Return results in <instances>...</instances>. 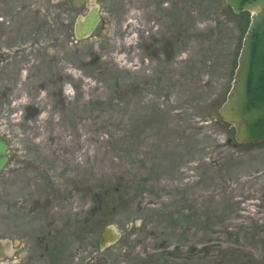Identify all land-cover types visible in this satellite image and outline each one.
Masks as SVG:
<instances>
[{"label": "rangeland", "instance_id": "rangeland-1", "mask_svg": "<svg viewBox=\"0 0 264 264\" xmlns=\"http://www.w3.org/2000/svg\"><path fill=\"white\" fill-rule=\"evenodd\" d=\"M92 1L100 21L76 39L85 3L0 0V264H258L264 141L218 115L249 13ZM106 224L121 237L100 250Z\"/></svg>", "mask_w": 264, "mask_h": 264}, {"label": "water", "instance_id": "water-1", "mask_svg": "<svg viewBox=\"0 0 264 264\" xmlns=\"http://www.w3.org/2000/svg\"><path fill=\"white\" fill-rule=\"evenodd\" d=\"M85 3L89 10L79 15L73 26L76 39L89 36L100 21V13L92 0H71L74 7ZM235 14L249 13L237 64L228 92L218 109L221 120L235 130L239 144L264 141V0H226ZM9 140L0 135V171L6 163ZM120 232L111 224L102 227L100 250L117 242ZM4 244V245H3ZM5 243H1L0 251Z\"/></svg>", "mask_w": 264, "mask_h": 264}, {"label": "flooded vegetation", "instance_id": "flooded-vegetation-1", "mask_svg": "<svg viewBox=\"0 0 264 264\" xmlns=\"http://www.w3.org/2000/svg\"><path fill=\"white\" fill-rule=\"evenodd\" d=\"M0 135H2V136H5V135H3L1 132H0ZM7 137V136H6ZM8 138V137H7ZM9 147H10V145H9ZM9 147H8V149H7V151H6V163H5V165H4V167L2 168V170L5 168V166L7 165V163H8V161H9V158H10V151H9ZM1 170V171H2ZM0 171V172H1ZM101 237V236H100ZM100 240V239H99ZM257 244V247L255 246ZM256 244H251L250 246H249V248L251 249V250H253V248H261V246H259L258 244V242L256 243ZM244 247H245V244L243 245ZM108 247V246H107ZM106 247V248H107ZM236 248H242V245H239L238 243L236 244V246H235ZM105 248V249H106ZM263 249H264V246L262 247ZM262 248H261V250H262ZM100 249V248H99ZM104 250V249H103ZM4 253H6V254H8V253H10L9 255H12V253H13V248H12V243L11 244H9V243H5V251H4ZM1 254H2V250H1V252H0V257H2L1 256ZM237 254L239 255V256H241V257H239L240 259H238L237 261L235 260V262H234V264H256L257 262L255 261V259L253 258L254 256H256L257 254H254L253 255V253L251 252V253H247V252H237ZM251 254V255H250ZM261 254L262 255H264V251L262 250L261 251ZM3 255V254H2ZM243 257V258H242ZM258 264H264V260H262L261 262H259Z\"/></svg>", "mask_w": 264, "mask_h": 264}]
</instances>
